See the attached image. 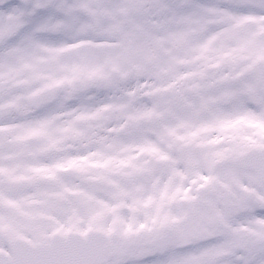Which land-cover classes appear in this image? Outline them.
Masks as SVG:
<instances>
[{
	"label": "snow or ice",
	"instance_id": "6c2138e0",
	"mask_svg": "<svg viewBox=\"0 0 264 264\" xmlns=\"http://www.w3.org/2000/svg\"><path fill=\"white\" fill-rule=\"evenodd\" d=\"M0 264H264V0H0Z\"/></svg>",
	"mask_w": 264,
	"mask_h": 264
}]
</instances>
